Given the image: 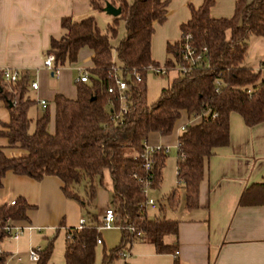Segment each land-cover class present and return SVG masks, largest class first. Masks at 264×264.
<instances>
[{"label": "trees", "instance_id": "trees-1", "mask_svg": "<svg viewBox=\"0 0 264 264\" xmlns=\"http://www.w3.org/2000/svg\"><path fill=\"white\" fill-rule=\"evenodd\" d=\"M106 3L120 8L121 14L104 31L99 29L94 15L79 21L64 18L63 35L50 41L46 55H54V69L75 64L83 48L93 54L92 67L86 71L88 81L75 83L76 99L55 97L53 132L49 130L48 106L30 132L32 122L27 114L33 102L26 96L28 78L20 77L9 85L0 70V100L5 102L10 116L0 138H5L10 148L24 151L20 157L7 158L0 149V188L8 172L37 182L45 177L62 182L65 197L78 202L89 218V224L81 229L66 230L65 264L95 262L97 239L101 238L100 221L87 210L94 209L106 170L112 181L109 207L114 211L121 240L118 246L104 252L102 264H111L135 241L154 244L158 253L177 252V243L165 239L177 237L178 222L166 219L165 206L161 204L158 214L150 217L143 208L146 198L133 178L134 174L145 176L140 155L150 134L171 135L183 113L190 119L206 114L199 124L188 125L179 136L177 188L184 191V210L190 212L199 207V187L205 178L206 160L216 149L229 144L230 115H239L249 128L264 123L262 73L244 65L249 38H264V0H237L229 19L211 18L210 10L216 0H204L198 9L189 6L190 20L180 26V40L167 44L164 66L170 70L178 64L183 39L189 36L191 47L202 55L205 67L179 74L151 106L147 104L145 81L148 68L159 66L151 57V41L155 25L166 21L167 3L93 0L91 9L101 13ZM119 20L124 23L125 37L115 47L114 61L112 41L118 36ZM114 68L127 85L124 92L108 78ZM137 76L140 81L136 80ZM111 87L114 92L109 94ZM167 157L168 154L160 153L153 158V189L161 185ZM81 186L84 197L80 196ZM178 189L166 198L170 210L179 205ZM245 203L242 197L240 204ZM30 208L23 200L1 207L0 226L8 219L26 220ZM5 235L1 230L0 247ZM54 241L55 237L50 238L37 251L36 264L48 263ZM6 256L0 253V264L5 263Z\"/></svg>", "mask_w": 264, "mask_h": 264}, {"label": "crops", "instance_id": "crops-1", "mask_svg": "<svg viewBox=\"0 0 264 264\" xmlns=\"http://www.w3.org/2000/svg\"><path fill=\"white\" fill-rule=\"evenodd\" d=\"M92 1L0 0V70L17 71L20 77L28 78L26 96L33 102L27 114L32 122L30 132L35 121L44 115L41 101L49 107V130L54 131L55 97L75 100V78L80 71L92 67V51L83 48L77 62L60 68L56 76L44 68L51 39H59L64 33L62 19L79 21L93 13L105 15L92 11ZM161 1L167 3L166 21L155 25L151 41V57L158 64L166 61L167 44L180 40V26L190 20L189 6L198 9L204 0ZM236 2L216 0L210 10L211 18H231ZM96 22L102 30L97 19ZM263 64L264 38L251 37L244 65L257 71ZM31 83L38 85L37 90L31 89ZM182 119L184 124L180 125ZM189 120L183 113L171 135L152 133L148 141L151 140L152 146L169 147V156L172 149H177L179 136L173 134L181 132V126ZM9 121L8 108L0 100V131ZM191 122V126L200 123L198 120ZM0 149L7 158L24 154L18 148H10L5 138H0ZM178 160V153L176 158L167 157L161 185L151 191L152 198L165 206L166 219L178 222L177 237L165 239L168 243H177V253H158L154 244L135 241L126 250L129 253L127 264H264V123L249 128L239 115H230L229 144L216 149L206 160L205 178L199 187V207L190 212L184 210V191L177 188ZM62 187V182L55 177H45L37 182L11 172L5 175L0 188V208L17 200L25 201L31 208L26 212V220L13 221L23 230L19 238L4 241L1 245V251L7 255L4 264L14 260L36 264L29 258L30 250L43 248L53 237L54 247L47 264H65L66 230L78 229L82 219L89 224V218L78 202L65 197ZM176 189L179 205L170 210L165 201ZM242 197L246 202L243 205L240 204ZM110 199L111 195L98 188L94 209L88 208L87 211L100 221L105 210L110 208ZM148 214L154 217L158 212L149 211ZM114 230L101 231V244L96 245L94 264H102L104 252L108 253L120 243L121 232L120 239L109 234ZM111 264H124V261L118 257Z\"/></svg>", "mask_w": 264, "mask_h": 264}, {"label": "built area", "instance_id": "built-area-1", "mask_svg": "<svg viewBox=\"0 0 264 264\" xmlns=\"http://www.w3.org/2000/svg\"><path fill=\"white\" fill-rule=\"evenodd\" d=\"M190 40L191 37L187 36L186 38L183 39L182 46L178 52V57H179V62L176 65L178 69V74H186L187 72H190L193 68L197 67H205V64H203V58L201 54H197L195 50L191 47L190 45ZM54 55L53 54H48L44 60V68L49 70L53 76H56L58 73L59 69H54ZM148 71H153L157 75H165L168 73V69L165 66H150L148 68ZM260 71L261 73H264V64L257 70ZM108 78L113 80L115 82V85L119 89L120 92H124L127 89L126 83L122 80V77L118 74L117 69L114 68L112 71L108 73ZM3 79L6 84H14L20 79V74L17 71H11V70H3ZM137 81H140V78L137 76L136 77ZM88 81V74L86 71H80L78 76L75 78L74 82L75 83H86ZM220 84L217 82V86ZM31 89L37 90L38 85L36 83H31L30 84ZM114 92V89L111 87L108 89V93L112 94ZM123 100V98H121ZM40 106L42 107L43 110L47 108V103L45 101L40 102ZM123 113H125V107H122ZM206 116L205 113H202L193 119L189 120V122L183 126H181V132L185 130V128L190 125L192 122L191 121H200ZM214 115L213 117H215ZM177 150H179L180 147V141L179 138L176 143ZM169 147L167 146H152L149 145L148 142L144 143V150L142 154L140 155V159L142 160V169L145 172V176L141 177L138 176L137 174L133 175V178L136 180L137 184L140 186L143 195L145 196L146 200L145 203L143 204V208L146 211H154L157 212L159 209V204L152 198L151 196V191L153 190V174L151 173L152 171V166L154 163V156L160 153L163 154H169ZM180 157L183 158L184 155L180 154ZM15 202H11L10 205H14ZM84 225H86L85 220H80L79 228L81 229ZM114 228H117L115 225V216H114V211L111 208H107L100 220V227L99 230H112ZM3 230L5 232V237L3 238L4 241H8L11 239H16L19 238V236L22 233V228L16 227L13 224V221L8 219L4 222L3 226H0V231ZM133 232V229L131 230ZM97 244H101V239H97ZM40 248H34L31 249L29 252V258L33 261H36L38 259V254L37 251ZM1 247H0V253H1ZM177 253V252H176ZM129 257L128 251L124 250L119 253V258H121L124 261V264H127V259Z\"/></svg>", "mask_w": 264, "mask_h": 264}, {"label": "rangeland", "instance_id": "rangeland-1", "mask_svg": "<svg viewBox=\"0 0 264 264\" xmlns=\"http://www.w3.org/2000/svg\"><path fill=\"white\" fill-rule=\"evenodd\" d=\"M134 0H127L129 4H131ZM105 14V13H103ZM93 15L96 17L99 26L101 27V31H104L108 25L112 24V20L110 16L105 15H99L98 13H93ZM118 29V36L112 41L113 46V59L116 60V53H115V47L119 44V42L125 37V28L123 21L119 20L117 24ZM159 66H164V64H159ZM178 69L175 66L173 69H170L167 74L165 75H157L153 71L148 72L146 77V99L147 104L149 106L155 104L161 95V91L163 89H166L171 86L173 81L178 77ZM261 79H264V73L261 75ZM180 125L184 124V119L179 121ZM182 132H179L177 134H173V136H180ZM174 138V137H173ZM149 145L151 144V140L148 141ZM169 158L177 157V149H172ZM100 190L103 192H106L108 195L112 194V181L109 175V172L106 170L103 173L102 178V186L99 187ZM80 196L84 197V188L81 186L79 188ZM160 199V198H159ZM159 202H162L159 200ZM114 230V229H112ZM110 235L117 236V238L120 239V231L117 229L116 231H109ZM6 264H22L19 262L14 261H8Z\"/></svg>", "mask_w": 264, "mask_h": 264}, {"label": "water", "instance_id": "water-1", "mask_svg": "<svg viewBox=\"0 0 264 264\" xmlns=\"http://www.w3.org/2000/svg\"><path fill=\"white\" fill-rule=\"evenodd\" d=\"M103 12L112 18H116L121 14V9L113 6L110 3H106ZM53 76V74H52Z\"/></svg>", "mask_w": 264, "mask_h": 264}]
</instances>
